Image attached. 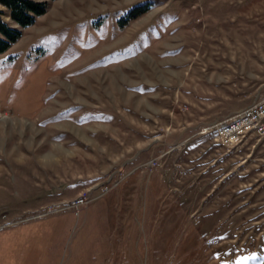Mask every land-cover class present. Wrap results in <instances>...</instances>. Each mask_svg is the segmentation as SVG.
Listing matches in <instances>:
<instances>
[{
	"label": "rangeland",
	"instance_id": "374dc122",
	"mask_svg": "<svg viewBox=\"0 0 264 264\" xmlns=\"http://www.w3.org/2000/svg\"><path fill=\"white\" fill-rule=\"evenodd\" d=\"M34 1L0 4V264H264V135L211 130L264 89V0Z\"/></svg>",
	"mask_w": 264,
	"mask_h": 264
},
{
	"label": "built area",
	"instance_id": "2783aa9c",
	"mask_svg": "<svg viewBox=\"0 0 264 264\" xmlns=\"http://www.w3.org/2000/svg\"><path fill=\"white\" fill-rule=\"evenodd\" d=\"M215 137L226 148L232 149L254 135H264V89L251 104L235 115L216 124ZM84 202V198L76 200V205Z\"/></svg>",
	"mask_w": 264,
	"mask_h": 264
},
{
	"label": "trees",
	"instance_id": "16d2710c",
	"mask_svg": "<svg viewBox=\"0 0 264 264\" xmlns=\"http://www.w3.org/2000/svg\"><path fill=\"white\" fill-rule=\"evenodd\" d=\"M8 11L9 16L18 27H28L34 24L36 16L46 12L47 2L34 0H0ZM149 8L148 5L138 7L129 13L130 17H137ZM0 11V54L6 52L22 36V30L6 22Z\"/></svg>",
	"mask_w": 264,
	"mask_h": 264
}]
</instances>
